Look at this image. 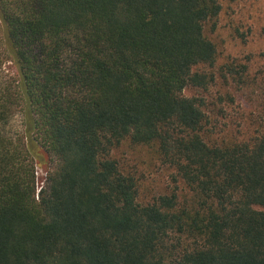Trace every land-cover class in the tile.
Returning a JSON list of instances; mask_svg holds the SVG:
<instances>
[{"label":"trees","instance_id":"obj_1","mask_svg":"<svg viewBox=\"0 0 264 264\" xmlns=\"http://www.w3.org/2000/svg\"><path fill=\"white\" fill-rule=\"evenodd\" d=\"M222 8L0 0V264H264V68L218 62ZM218 76L258 106L185 93ZM123 144L168 173L160 191L144 196Z\"/></svg>","mask_w":264,"mask_h":264},{"label":"rangeland","instance_id":"obj_2","mask_svg":"<svg viewBox=\"0 0 264 264\" xmlns=\"http://www.w3.org/2000/svg\"><path fill=\"white\" fill-rule=\"evenodd\" d=\"M221 2L223 8L217 28L212 33L208 31L219 49L218 62L248 63L253 73L259 68H264V0H221ZM4 69L6 74L13 76L15 68L12 64L7 63ZM5 79L10 80L8 77ZM218 91L222 92L224 97V100L218 102V108L224 107L233 113L236 112V109H254L258 106V98L255 95H252L251 98L248 90L239 89L231 76H228L227 80L218 76L217 85L211 88L208 93L193 87H188L185 93L189 96L205 94L209 100L212 98V94L218 95ZM232 122L230 124L231 131L236 132L238 127L234 120ZM24 124L23 116L17 114L7 125V131L11 135L22 136L25 130ZM246 126L244 124L242 128L244 129ZM115 152L121 160L123 159L131 166H137L138 175L141 176L144 183V196L147 197L155 191H160L165 185L168 173L159 168L151 152L145 148H130L127 144H123ZM36 170L37 187L39 188L45 182L47 167L38 165Z\"/></svg>","mask_w":264,"mask_h":264},{"label":"built area","instance_id":"obj_3","mask_svg":"<svg viewBox=\"0 0 264 264\" xmlns=\"http://www.w3.org/2000/svg\"><path fill=\"white\" fill-rule=\"evenodd\" d=\"M41 187H42V186H41ZM41 187H39V189H40Z\"/></svg>","mask_w":264,"mask_h":264}]
</instances>
